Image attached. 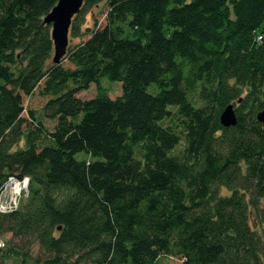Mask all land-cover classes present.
Here are the masks:
<instances>
[{
	"label": "trees",
	"instance_id": "obj_1",
	"mask_svg": "<svg viewBox=\"0 0 264 264\" xmlns=\"http://www.w3.org/2000/svg\"><path fill=\"white\" fill-rule=\"evenodd\" d=\"M57 1L0 0V186L29 178L0 213L21 241L0 264L31 243L40 264H264V0H82L68 36L86 37L54 64ZM101 2L104 24L81 32ZM35 91L51 130L24 106Z\"/></svg>",
	"mask_w": 264,
	"mask_h": 264
},
{
	"label": "rangeland",
	"instance_id": "obj_2",
	"mask_svg": "<svg viewBox=\"0 0 264 264\" xmlns=\"http://www.w3.org/2000/svg\"><path fill=\"white\" fill-rule=\"evenodd\" d=\"M106 6L104 2L99 3L97 6L92 7L88 11H86L82 15L83 23L80 25V30L81 32L85 30L86 27H94V26H99L104 24L105 20V12H106ZM85 35H81L80 37L77 38H70L68 36V43L74 44L79 42L82 38H85ZM101 84L104 88L108 90V94L111 98L116 97L121 93V83L120 82H114L110 81L107 78H102L101 79ZM97 90L95 85H90V87L77 94V96L81 99H88L93 97L96 94ZM46 101V97L41 96L38 91H35L32 96L29 98L25 97L24 98V106L25 108H31L36 116L42 120L43 124L51 130L54 126V121L49 120L46 117H43L42 113V106ZM180 147V146H179ZM77 159L83 158L84 153H78L75 156ZM225 193V191H224ZM259 211L256 213L254 210H251V218L253 221L258 220V218L262 215H264V200L261 201L259 205ZM258 215V218H257ZM263 225H264V219H263ZM255 228V227H254ZM0 240L4 241L5 244H9L11 242H14L16 244H21V241H18L17 239H11V235L9 233H5L0 235ZM24 248L21 250L24 252ZM45 257L44 251L39 248L37 243H31L30 249L28 254L24 257V260H21V257L19 256H14L11 259L7 260V264H40L38 259H42ZM160 264H181V260L178 258H173V257H161L160 258Z\"/></svg>",
	"mask_w": 264,
	"mask_h": 264
},
{
	"label": "water",
	"instance_id": "obj_3",
	"mask_svg": "<svg viewBox=\"0 0 264 264\" xmlns=\"http://www.w3.org/2000/svg\"><path fill=\"white\" fill-rule=\"evenodd\" d=\"M82 0H58L44 16L43 22L51 26L53 43L52 62L58 63L65 55L68 46V31L72 17L81 8ZM256 120L264 129V108L257 112ZM237 122L233 104H227L219 114V123L223 127L234 126Z\"/></svg>",
	"mask_w": 264,
	"mask_h": 264
},
{
	"label": "built area",
	"instance_id": "obj_4",
	"mask_svg": "<svg viewBox=\"0 0 264 264\" xmlns=\"http://www.w3.org/2000/svg\"><path fill=\"white\" fill-rule=\"evenodd\" d=\"M25 177L27 176L17 177L9 175L0 186V203L12 208L11 211L15 210L19 206L21 199L27 194L29 180L27 186H24L23 182ZM8 212L10 211L0 213ZM0 244L4 245L2 240H0Z\"/></svg>",
	"mask_w": 264,
	"mask_h": 264
},
{
	"label": "clouds",
	"instance_id": "obj_5",
	"mask_svg": "<svg viewBox=\"0 0 264 264\" xmlns=\"http://www.w3.org/2000/svg\"><path fill=\"white\" fill-rule=\"evenodd\" d=\"M29 178L25 177V180L23 182L24 186H27ZM12 208L8 207L7 205L0 203V212H7V211H11ZM0 246H3L2 244H0Z\"/></svg>",
	"mask_w": 264,
	"mask_h": 264
}]
</instances>
